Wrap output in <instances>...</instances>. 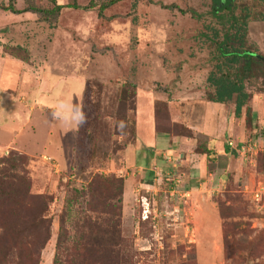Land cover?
I'll return each mask as SVG.
<instances>
[{"label":"rangeland","instance_id":"374dc122","mask_svg":"<svg viewBox=\"0 0 264 264\" xmlns=\"http://www.w3.org/2000/svg\"><path fill=\"white\" fill-rule=\"evenodd\" d=\"M28 1L38 9L52 7L47 0ZM28 1L0 0V78L6 90L0 98V159L8 152L26 155L30 193L52 198L50 239L38 264H52L66 185L81 181L71 165L82 107L112 97L113 82L125 81L136 85L140 112L130 114L139 133L136 152L126 147L112 155L105 149V155L99 149L94 169L87 163L86 170L125 178L122 235L134 264H264V214L243 188L264 182V88L262 80L247 87L254 128L246 132L238 128L232 103L205 101L212 64L201 33L216 22L211 0H56L64 8L51 22L7 10L11 4L21 11ZM111 1L99 18L98 8ZM239 4L251 7L255 17L247 39L264 55V19L258 18L264 0ZM96 82L108 92L95 93ZM86 87L93 92L87 104ZM151 96L160 134H180L187 123L200 127L191 147L141 148L150 138L145 99ZM116 139L122 148L125 136ZM229 141L253 145L252 154H225ZM198 146L213 148L216 162L196 153ZM157 152H163L160 159L153 157Z\"/></svg>","mask_w":264,"mask_h":264},{"label":"trees","instance_id":"16d2710c","mask_svg":"<svg viewBox=\"0 0 264 264\" xmlns=\"http://www.w3.org/2000/svg\"><path fill=\"white\" fill-rule=\"evenodd\" d=\"M47 1L52 6L50 9H38L28 1L27 7L21 11L11 4L7 10L14 14L36 13L45 22L56 21L64 7L58 5L56 0ZM239 1L211 0V15L216 22L215 25H206L201 37L212 64L206 77L205 101L222 105L232 103L234 119L243 122L246 132L254 128L251 95L247 87L262 80L260 84L264 88V55L248 42V24L255 16L251 7L240 5ZM113 3L111 1L100 6L98 17L102 18L103 11ZM179 12L186 13L182 10ZM190 14L200 18L193 11ZM258 18L263 20V14ZM8 53L16 55L11 51ZM113 83L116 90L112 97L99 96L91 109L83 105L81 112L85 117L84 122L80 120V112L71 166L72 175L76 172L81 181L72 183L76 185L70 186L71 182L66 185L52 264H134L130 246L122 235L125 178L113 172L87 174L86 170L87 163L91 170L94 169L91 162L99 149H103L105 155H108L105 149H111L112 155H115L136 140V122L130 115L136 111V85L130 81ZM95 84V93L97 90L101 94L108 92L106 85L100 82ZM84 91V95L87 93V104L93 93L92 87H86ZM109 123L113 125L108 126ZM182 129V133L174 135L192 138L195 134L186 127ZM259 131L264 136V129ZM123 136L125 140L120 148L116 138ZM240 144L235 143L236 147L232 149L225 147V154L237 153ZM199 148H196V153L207 154L210 160L216 162L218 155H215L213 148ZM27 161L26 155L10 152L0 159V221H3L0 222V264H38L40 251L50 239L52 218L49 206L52 198L47 194L30 193L24 170ZM184 264L195 263L194 260H186Z\"/></svg>","mask_w":264,"mask_h":264},{"label":"crops","instance_id":"0c3cea01","mask_svg":"<svg viewBox=\"0 0 264 264\" xmlns=\"http://www.w3.org/2000/svg\"><path fill=\"white\" fill-rule=\"evenodd\" d=\"M3 59H5V58H2V60ZM4 79H5V77L3 75L2 78H0V98H2L4 96V93L6 92L5 83L3 82ZM152 96H154V95H152ZM152 96H151L152 99H150V98H146L145 99V100L149 101V111L148 110L146 111V117H147V122H148V131L147 132L150 135V138H149V141H146L145 143L144 142L141 143V148L143 146H148V147H150L152 149V148H154V146H158V145L162 146L163 145L165 147H168L169 149H173V151H176V150L182 149L184 147L185 148L191 147L193 145V140L191 138L178 136V135H174V134L170 135L168 133L160 134V132H157V130H156L155 99ZM180 108H182V107L180 106ZM137 111H139L138 105L136 107V114H137ZM78 121H79V117H78ZM142 121L143 120L141 119V122ZM137 123H139V122H137ZM186 125H187L186 128L192 130L194 133L202 134L201 132H203V131L200 130V127H198L196 124L192 125L190 123H187ZM234 125H236V124L234 123ZM239 125H240V126H238L239 130L244 129L243 122L241 120L239 121ZM204 136H206V135L204 134ZM207 136H208V134H207ZM165 139H168V141L166 142ZM138 140H139V133H138V130H136V140H135L134 144H131V145L127 146V147H130L134 152H136V148H137L136 144L138 143ZM160 143H162V144H160ZM163 143H165V144H163ZM10 149H12V148H10ZM125 149L127 150V148H125ZM161 154H163V152ZM161 154H158V152H157L155 155H153V157H155L156 159L158 157L160 159ZM141 170L142 169H140V171ZM137 174L138 175H136V176H139V173H137ZM149 175L150 174L146 175L145 178L148 177ZM137 180H138V182H136V183H142L143 180H145L144 179V175L141 178L142 182L138 178H137ZM123 196H124V189H123Z\"/></svg>","mask_w":264,"mask_h":264},{"label":"built area","instance_id":"2783aa9c","mask_svg":"<svg viewBox=\"0 0 264 264\" xmlns=\"http://www.w3.org/2000/svg\"><path fill=\"white\" fill-rule=\"evenodd\" d=\"M228 145L231 148H235V144L231 141L228 142ZM252 147L251 145L242 143L237 149V154L239 157L246 158L247 154H252ZM169 158V157H168ZM46 157L44 158V160ZM244 193L249 198V200L255 205L256 209L260 214H264V182L261 180H258L254 182L253 184L245 185L244 187Z\"/></svg>","mask_w":264,"mask_h":264},{"label":"clouds","instance_id":"9594fccd","mask_svg":"<svg viewBox=\"0 0 264 264\" xmlns=\"http://www.w3.org/2000/svg\"><path fill=\"white\" fill-rule=\"evenodd\" d=\"M80 120H81V122H84V120H85L84 114L82 112H81V115H80Z\"/></svg>","mask_w":264,"mask_h":264}]
</instances>
